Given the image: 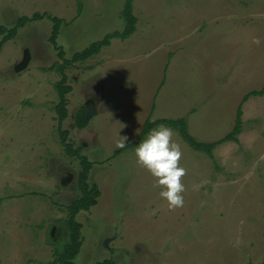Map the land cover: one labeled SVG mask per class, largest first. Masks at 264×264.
<instances>
[{"label": "rangeland", "instance_id": "rangeland-1", "mask_svg": "<svg viewBox=\"0 0 264 264\" xmlns=\"http://www.w3.org/2000/svg\"><path fill=\"white\" fill-rule=\"evenodd\" d=\"M125 2L82 0L79 12L77 0H0V25L35 12L57 16L58 44L71 58L124 29ZM133 11L129 38L66 69L72 91L63 128L93 161L89 181L101 190L98 204L77 216L83 246L76 263L263 261L264 95L242 100L264 86V0H134ZM52 29L49 19L33 21L0 54L1 264L51 262L54 243L66 236V206L80 195V163L65 153L54 110L64 60ZM90 104L95 113L80 129L77 113ZM241 104L239 141L219 145L213 158L173 129L186 170L181 207L160 197L135 148L114 154L152 111V120L185 117L192 135L212 142L232 131Z\"/></svg>", "mask_w": 264, "mask_h": 264}, {"label": "trees", "instance_id": "trees-1", "mask_svg": "<svg viewBox=\"0 0 264 264\" xmlns=\"http://www.w3.org/2000/svg\"><path fill=\"white\" fill-rule=\"evenodd\" d=\"M134 0H126L124 8L121 12V18L125 23V27L122 31H113L108 33L104 38L91 43L88 47L81 51L75 52L71 58H66V54L61 45L58 44V36L60 34L61 26L63 25V20L57 16H53L48 12H35L32 16L23 15L17 19L14 26L9 27L5 25H0V54L4 45L14 39L19 30L25 27L27 24L42 20L49 19L53 22L52 34L50 41L58 49L60 57L64 60V63L58 66V70L61 75V80L55 83V90L57 92L58 102L54 108L57 113L58 129L61 137V143L64 147L65 153L72 158L79 160L80 170L78 173V189L80 192L79 197L66 206V217L61 220L62 228L66 233L65 238H62L59 242L54 243L53 260L48 264H77L76 258L79 255L83 246V236H82V224L77 219V216L82 211H90L92 207L98 204L99 198L101 196V190L97 183H91L89 181L91 170L93 168V161L86 155L83 154V146L75 147L74 144L69 140V131L63 128V123L68 117V94L72 91V86L68 83V76L66 69L74 63L87 61L93 56L98 55L106 47H109L113 39L125 40L129 38L136 31L137 17L133 11ZM78 11L81 12L83 8L82 0H77ZM264 95V86L261 90H252L243 98V102L247 101L252 96ZM87 107L84 105L80 108L77 113V126L80 129H84L88 126L89 121L86 118ZM242 104L239 106L237 111V116L235 120L234 127L231 132H229L225 137L212 141L203 142L198 140L189 131L188 121L185 117L180 118H161L157 120H152L149 117L141 131L139 137L130 144L124 145V147H119L115 150L114 154L118 155L126 150L134 149L136 146L146 138L148 132L160 125H166L171 129L178 131L182 139L194 150L201 151L214 157V150L221 144L226 142H238V136L243 130L242 121ZM52 241V232L49 234ZM1 264V262H0ZM97 264H117L111 258L98 262ZM264 264V260L257 263Z\"/></svg>", "mask_w": 264, "mask_h": 264}, {"label": "clouds", "instance_id": "clouds-1", "mask_svg": "<svg viewBox=\"0 0 264 264\" xmlns=\"http://www.w3.org/2000/svg\"><path fill=\"white\" fill-rule=\"evenodd\" d=\"M118 147H124V142ZM134 152L136 163L156 178L154 187H160L159 195L167 201L168 207L183 206L185 185L182 177L186 170L180 166L182 149L174 140L173 129L166 125L151 129Z\"/></svg>", "mask_w": 264, "mask_h": 264}, {"label": "crops", "instance_id": "crops-1", "mask_svg": "<svg viewBox=\"0 0 264 264\" xmlns=\"http://www.w3.org/2000/svg\"><path fill=\"white\" fill-rule=\"evenodd\" d=\"M164 83H165V78H163V81H162V83H161V85H160V87H159V91H160V89L162 88V86L164 85ZM156 97H157V95L155 96V99H156ZM155 99H154L153 104L151 105V106H152V110H154V111H155V109H156ZM94 105H95V104H94ZM190 109H191V108H190ZM190 109H189V110H190ZM189 110H188V111H189ZM154 111H152L151 114H149L147 117H148V118H149V117H152V116L154 115ZM152 113H153V115H152ZM190 113H193V112H190ZM187 114H189V112H187ZM148 118H147V119H148ZM155 118H156V117H155ZM179 118H180V117H179ZM147 119H146V120H147ZM157 119H158V118H156L155 120H157ZM159 119H161V118H159ZM142 128H143V127H142ZM141 131H142V130H141ZM140 134H141V132H140ZM140 134H138V135L136 136L135 140L139 137ZM135 140H133V141H135ZM133 141H132V142H133ZM132 142H131V143H132Z\"/></svg>", "mask_w": 264, "mask_h": 264}, {"label": "water", "instance_id": "water-1", "mask_svg": "<svg viewBox=\"0 0 264 264\" xmlns=\"http://www.w3.org/2000/svg\"><path fill=\"white\" fill-rule=\"evenodd\" d=\"M87 107H88V110L86 113V118L89 119L91 115L95 113V105L90 104V105H87Z\"/></svg>", "mask_w": 264, "mask_h": 264}]
</instances>
